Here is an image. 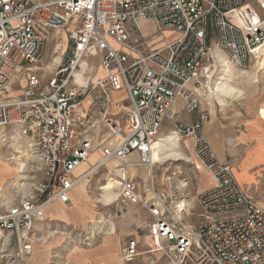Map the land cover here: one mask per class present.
Here are the masks:
<instances>
[{
	"label": "built area",
	"instance_id": "obj_1",
	"mask_svg": "<svg viewBox=\"0 0 264 264\" xmlns=\"http://www.w3.org/2000/svg\"><path fill=\"white\" fill-rule=\"evenodd\" d=\"M143 21L178 36L143 52ZM59 30H67L71 51L63 53L43 85L36 63ZM131 30H136L134 44ZM262 43L264 0H0V127L30 139V162L43 176L34 190L0 214V232L16 237L17 259L31 264L32 232L45 209L55 201L67 203L80 181L114 162L119 196L140 204L152 219L149 252L160 253L164 264H264L263 206L245 192L231 162L216 155L205 131L209 115L200 111L196 121L177 124L173 108L180 97L184 110H198L189 85L206 69L213 51H225L244 66ZM87 56L97 57L104 71L92 90L99 85L126 93L124 124L103 113L102 102L97 107L103 111L95 112L92 102L84 104L89 84L76 82L75 73L82 71ZM22 71V92L11 97L10 83ZM111 105L122 106L118 100ZM165 120L191 138L198 166L212 179L194 196L198 212L188 209L186 200L185 206L167 203L164 194L155 192L147 155ZM135 151L140 154L135 165L147 169L145 192L128 176L127 158ZM92 155L96 158L90 163ZM83 164L86 168L76 174ZM183 183L179 187H186ZM185 215L197 220L189 224ZM137 246L135 238H127L125 264H133ZM8 257L2 253L0 264H10Z\"/></svg>",
	"mask_w": 264,
	"mask_h": 264
},
{
	"label": "rangeland",
	"instance_id": "obj_2",
	"mask_svg": "<svg viewBox=\"0 0 264 264\" xmlns=\"http://www.w3.org/2000/svg\"><path fill=\"white\" fill-rule=\"evenodd\" d=\"M74 27V24H71L69 29ZM141 28L146 40L142 44L139 43L143 52H148L149 47L163 46L178 36V34L169 33L167 30L156 28L151 21H144ZM66 32L67 30H59L54 34V39L47 45L40 62L36 63L43 85L46 84L55 68V58L60 59L64 52L67 55L70 54L71 47ZM135 34L136 30H131L130 43L137 42ZM125 51L131 58L134 57L131 51ZM262 58L263 56L260 57L258 53L255 57L249 58L243 66L232 62L227 52L215 50L209 55L205 65L206 69L202 70L189 85V88L196 92L198 110L209 115L205 130H207L206 133L208 132L207 137L209 136L211 145L215 147L216 151L227 152L226 160H223L231 162L235 171L238 169L241 172L244 181L252 184L255 181L264 182V67L259 69L258 66L259 59ZM84 61L87 66L82 64L84 73L80 80H83V83L88 81L89 84L86 90L87 96H85V99L88 97L89 103L84 102V104L90 106L89 104L92 102V109L103 111L97 107L102 102L106 106L103 113L109 114L110 111L117 114L120 123H124L126 110L117 111L114 107L109 106V89L99 85L93 90L91 88L92 84L104 76L99 67L98 58L87 56ZM224 61L232 68L229 75L222 71ZM24 79L23 71L13 78L9 86L11 97L22 92ZM220 85H226L229 89L228 93L221 94L216 91V87ZM94 96H98L99 99L94 100ZM116 98V95L110 94V100ZM173 123L169 120V130L165 134H162V130H160L159 137L165 138L172 134L175 131ZM176 123L181 124L178 121ZM178 136L176 152L182 159L153 165L154 188L157 194L164 193L167 203H180L182 200L191 203L193 200L195 201L196 193L210 185L211 179L206 169L198 166L191 138L180 133ZM29 143L28 137L19 136L13 128L0 127V214L27 196L43 180L42 174L35 170L30 162ZM129 161L138 162L140 157L138 154H133ZM109 167L113 168L111 164ZM259 167H261L260 172L262 173L254 174L253 168ZM82 169H84V165L75 173L77 174ZM142 169L141 166H137L136 172L138 173ZM109 171V168L107 171L102 168L94 172L92 176L88 177L87 186L85 185L83 190H74L83 195V200L78 206L87 209L88 215L93 211L96 214L91 216L81 214L79 220L72 219L77 217L78 206H76L70 210V220L50 221L47 219L34 227L31 264H74V254L93 248L97 239L106 232H109V236L117 239L120 264H125L122 258L123 247L129 237H135L138 242L137 255L133 264H164L160 253L149 252L148 244L151 240L147 236V225L150 223V218L140 204L124 201L119 196L118 188L114 190L116 203L105 204L103 201H96L100 192L98 186L104 183L103 178ZM163 175L167 179L166 181H161ZM130 176H133V169L130 170ZM134 179L140 183L137 182L139 190L145 192L149 185L147 169L144 180L139 174ZM238 181L242 186L241 178ZM183 182H186V187H179ZM243 189L245 190L244 187ZM257 195L259 198L253 200L264 208V187L263 190L257 191ZM67 205L71 207L73 203ZM57 207L58 204L54 203L49 206L48 210L52 211ZM192 210H194L193 207ZM17 251L18 244L15 235L7 231L0 232V255L8 254L10 264H23L16 257Z\"/></svg>",
	"mask_w": 264,
	"mask_h": 264
},
{
	"label": "crops",
	"instance_id": "obj_3",
	"mask_svg": "<svg viewBox=\"0 0 264 264\" xmlns=\"http://www.w3.org/2000/svg\"><path fill=\"white\" fill-rule=\"evenodd\" d=\"M143 23H144V21L141 24H143ZM167 31L169 33L177 34L175 31H172V30H167ZM110 94H112L113 96L116 95L117 98L114 99V100H110ZM117 100L121 102L122 106H121V109H116V108L115 109L117 111H120V110L125 109L126 112H127L128 111V99H127V95H126V93L124 91L109 92V102H113V101H117ZM88 101H89V99L87 97L84 100V102L87 103ZM173 108H174V111L176 112V117H175L176 118V121L181 122V124L192 123V122H194V121H196L198 119L200 110H195V111H191V112H188V111L184 110L183 109V101H182V99L180 97H177L175 99ZM93 111L95 112L96 109L93 108ZM109 114L110 115H115L116 117L119 116L117 114H113L110 111H109ZM124 117H125V120H124V123H125L126 122V115ZM124 123H121V124H124ZM168 126H169V120H165L163 122L162 126H161V129H160V130H162V134H165L167 132V130H169L168 129L169 128ZM97 131H99V129H97ZM205 131H207V130H205ZM206 134H208V132ZM208 138H209V136H208ZM212 147H213L216 155L221 160H223V159L226 160V154H227V152H222L221 150H217L216 151L215 147L214 146H212ZM133 154H138L139 157H140V154L137 151L132 152L128 156L127 160H128V162L130 164L129 167H128V176H130V170L133 169V176H130V177L132 179H134L137 176V174H139V175H141V177L144 180L145 177H146V167L144 165H135V163H137V162H135V163L130 162L129 161V158ZM131 166H132V168H131ZM137 166H141L143 168L138 173L136 172V167ZM85 168H86V166H85ZM84 169H82V170H84ZM233 169H234V167H233ZM253 169H252L253 170V173L256 174V175H259V174L262 173V172H260L261 167H259L257 169L256 168H253ZM82 170H80L78 172H81ZM109 172H111V171H109ZM234 172H235V175L237 176V178L239 180L241 178V181L242 182L241 181L240 182H241L242 186L245 188L246 193H248V196L250 198L254 199V200H257L259 198V195H257V191L258 190H263L264 182H257V181H255L254 184H252V183H246L244 181V179L241 177V172L238 169L236 171L234 169ZM113 173H115V174L118 173V170L115 169L113 171ZM210 179H211V177H210ZM135 182L137 183L138 181L135 180ZM209 183H210V180H209ZM138 184H140V183L138 182ZM211 184H212V179H211L210 185ZM208 187H206V188H208ZM206 188H204V189H206ZM78 189L79 188H76L74 190H78ZM74 190L71 191V193H70V199H69V201L67 203H63V202H60V201H55L52 204H54V203H57L58 204V207L56 209H54V210L51 211V210H48L49 207L46 208L45 209L44 219L43 220L44 221L47 220V219H49L50 221H52V220L53 221H64V220L68 221V220H70L69 213H70L71 208L78 206V204L83 200V195L81 193L75 192ZM162 194H164V193H162ZM149 196H147V197H149ZM70 203H73V205L71 207L67 205V204H70ZM187 205H188V207H187L188 209L193 207V209H194L193 211L198 212V208L196 209V203H195L194 200L191 203H188ZM188 209H187V214H188ZM76 212H77L76 213L77 214V217H73L72 219L79 220V218H80L79 216L81 214L88 215L87 209H82V207H79V206L77 207ZM93 214H96V213H94V211H93L88 216H91ZM193 218L194 217H190L188 215H185V220L189 224H193L197 220V219H193ZM149 221L151 223L152 222V219L150 218ZM133 238H135V237H133ZM156 255H158V254H156ZM73 263L74 264H120L119 257H118V253H117V239L113 238V236L112 237L109 236V232H106L105 234L101 235L97 239V243H96V245L93 248L89 249L88 251H85L84 250L83 252H77V253H75L74 256H73Z\"/></svg>",
	"mask_w": 264,
	"mask_h": 264
},
{
	"label": "bare ground",
	"instance_id": "obj_4",
	"mask_svg": "<svg viewBox=\"0 0 264 264\" xmlns=\"http://www.w3.org/2000/svg\"><path fill=\"white\" fill-rule=\"evenodd\" d=\"M258 52L260 54V57L263 56V58L261 60L259 59V62H258L259 69H262L264 67V43H262L261 46L258 48ZM59 60L60 59L58 57H56L54 60V63L57 64L59 62ZM83 67H84V65H83ZM231 69H232L231 66L226 61H224L222 71L225 74L229 75L231 72ZM102 72L104 73V71H102ZM75 76H76V82H78L81 85L84 84L83 80L82 81L80 80V78H81L80 72L75 73ZM222 79H224V78H222ZM216 91L220 92L221 94H226V93H228L229 89H227L226 85H220L219 87L218 86L216 87ZM178 137H179L178 133L173 131L172 134H169L167 137L164 138V137L158 136L156 138V140L153 141V143L151 144V147L149 148L150 149L149 154L147 155L148 159L150 161L149 164L151 167V171L153 169V165H155V164H163L169 160L182 159L179 156V154L176 152V150L178 149V144H177ZM95 158L96 157L92 155L90 157V162L94 161ZM110 164L113 166V168L109 167ZM83 165H84V168H85V166H87V164H83ZM108 167H109L111 172L106 173L105 177L103 178L104 183L101 184L100 186H98V190L100 192L97 196L96 201H103L105 204H112L113 202L116 201V193L114 192V190L116 188H118V178L116 175L117 173L116 174L113 173V171L115 170L114 168L116 167V164L114 162L109 163ZM79 168H77V170ZM166 180L167 179H165V177L163 175V177L161 178V181H166ZM87 183H88V179L80 181L74 189L79 188L76 191H81V190H83L84 186ZM182 186H185L184 183ZM149 195L150 194L148 193L147 196H149ZM185 203L186 202L182 200L179 205L185 206L184 205Z\"/></svg>",
	"mask_w": 264,
	"mask_h": 264
}]
</instances>
